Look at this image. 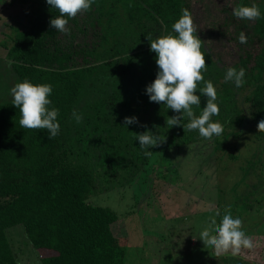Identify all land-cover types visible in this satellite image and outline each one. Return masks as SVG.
Segmentation results:
<instances>
[{"label": "trees", "instance_id": "1", "mask_svg": "<svg viewBox=\"0 0 264 264\" xmlns=\"http://www.w3.org/2000/svg\"><path fill=\"white\" fill-rule=\"evenodd\" d=\"M34 1L35 17L13 39L12 68L18 83L28 79L33 84L52 85L48 107L59 110L60 131L50 139L47 129L22 128L20 111L13 102L0 104V264H19L7 235V230L17 225L24 226L40 264H125V222L111 208L92 201L100 193L103 180L113 188L134 185L154 155L175 153L196 143L226 147L228 139L241 140L245 134L240 135L248 128L253 140L248 148L264 149V132L257 130L258 122L264 119V7L257 0H235L233 6L222 9L230 16L218 17L205 33L197 26L200 21L195 19L194 4L214 6L212 0H95L90 10L69 19L70 34H65L50 26V20L59 16L58 10L46 0ZM253 3L260 8V19L234 17V8ZM183 9L191 13L197 35L204 41V80L211 81L217 91L220 111L211 119L220 122L224 131L210 140L201 137L198 130L171 128L167 119L182 117V113L150 102L146 94L159 71L147 37L176 35L172 26ZM229 29L234 30L231 38L242 57L226 65L209 36L223 39ZM241 32L247 36L246 44L239 42ZM229 68L245 69L242 87L225 81ZM95 79L109 90L79 110L86 84ZM204 86L199 82L198 90ZM194 94L200 96V107L192 106L199 117L207 97L199 91ZM73 110L83 114L80 123L74 119ZM125 117H136L137 123L125 125ZM188 122L185 116L181 125ZM145 131L165 142L142 149L134 134ZM98 149L102 153L100 163ZM148 150L153 154L146 156ZM165 154L156 164L164 166ZM259 155L253 153L244 169L246 178L260 172ZM260 173L258 180L263 184L264 170ZM262 192L263 187L254 194ZM239 197L237 207L247 213L249 205L241 203L247 197ZM221 220L222 216L219 223ZM222 258L228 264L234 256ZM241 263L254 264L248 259Z\"/></svg>", "mask_w": 264, "mask_h": 264}, {"label": "rangeland", "instance_id": "2", "mask_svg": "<svg viewBox=\"0 0 264 264\" xmlns=\"http://www.w3.org/2000/svg\"><path fill=\"white\" fill-rule=\"evenodd\" d=\"M212 1L214 6L198 2L194 4L195 19L200 21L197 26L205 33L218 17L225 19L230 16L229 12L222 9L233 6L235 2ZM257 1H261L264 7L263 0ZM14 7V11H9L7 17L6 13L3 14L2 20L13 16L15 22H18L23 17L33 16L34 10L30 2ZM8 22L14 24L13 19H8ZM24 22L27 23V20ZM261 24L264 29V20ZM261 28L258 30L262 31ZM233 31L229 29L223 39H214L212 35H208L212 44H217L222 62L226 65L237 62L242 57L235 40L231 38V35H235ZM8 32L11 33V30L8 29ZM18 32L20 31L16 35ZM9 45L11 48L13 43L10 42ZM5 54L7 51L3 55ZM16 83L18 79L12 68L9 52L8 56L0 58V104L12 102L11 88ZM108 90L109 87L99 79L88 82L78 105L79 110H82L85 103L96 100ZM79 110L77 113H81ZM250 135L251 130L248 128L240 135L243 136L241 140L228 139L226 147L213 142L196 143L177 149L175 153L169 151L167 154H156L134 185L113 188L106 180L102 181L100 193L92 201L111 208L125 222L128 231L125 264H224L222 256L231 257V252L216 256L214 250L200 240V234L210 224L211 218L215 217L218 224L226 211L232 212L233 218L242 220V230L253 241L252 249L242 248L240 254L231 258L228 264H243L242 259H248L254 264H264V192L254 194L258 188H264V183L258 180V173L260 175L264 170V149L256 151L253 145L248 148L253 141ZM98 152L97 160L100 163L101 149ZM253 153L260 154V162L257 163L260 172L246 178L247 172L244 169L249 166ZM163 154L164 166L156 164ZM243 178L246 181L242 182ZM241 195L247 197V201L241 200V203L249 205L247 213L240 211L235 202L236 199L240 202ZM259 199L263 201L260 203ZM235 204V209L240 212L234 209ZM240 207L243 208L242 205ZM217 212L220 213L219 216H216ZM7 235L19 264H40L38 252L23 225L10 228Z\"/></svg>", "mask_w": 264, "mask_h": 264}, {"label": "clouds", "instance_id": "3", "mask_svg": "<svg viewBox=\"0 0 264 264\" xmlns=\"http://www.w3.org/2000/svg\"><path fill=\"white\" fill-rule=\"evenodd\" d=\"M51 8L59 12V16L50 20V26L61 33L70 34L67 27L69 19L75 18L78 13L90 10L95 0H46ZM234 17L255 21L261 18V11L257 4L251 6H238L233 9ZM67 17V18H65ZM173 32L176 35H160L150 41V49L156 54L155 63L158 66V73L155 80L146 88V94L150 102L163 103L169 109L179 115L168 118L166 123L172 127L182 126L188 131L198 130L199 135L206 139L223 134V125L212 121L213 116L219 115L217 104V91L211 81H205L202 71L207 70L205 51L202 50L204 41L197 35V27L188 9H183L181 17L173 24ZM241 44H246L247 36L241 32L239 37ZM245 69L229 68L224 77L225 81H233L237 88L242 87L246 82ZM203 82L204 87L198 90V83ZM53 88L51 84H33L28 79L16 83L11 88L12 102L19 109L21 119L19 124L27 129H47L49 138H55L60 131V124L57 120L59 110L49 109L52 101L49 99ZM199 91L207 97L206 106L202 114L197 117L192 106L200 107V96L195 95ZM77 123L83 118L82 113L73 110L72 113ZM187 116L189 122L181 125V120ZM137 123L136 117H125L124 124ZM258 132H264V119L257 124ZM142 149H150L165 142L161 141L158 135L151 131L141 134H134ZM151 151H145L150 156ZM220 213L217 212L216 216ZM242 220L233 218L230 211H226L219 224L215 217L211 218L210 224L201 232L200 240L205 246L211 247L216 256L231 252L233 256L240 254L241 249H252V238L242 230ZM214 233V234H213Z\"/></svg>", "mask_w": 264, "mask_h": 264}, {"label": "crops", "instance_id": "4", "mask_svg": "<svg viewBox=\"0 0 264 264\" xmlns=\"http://www.w3.org/2000/svg\"><path fill=\"white\" fill-rule=\"evenodd\" d=\"M27 2H30V4L33 6V16L31 18L23 17L21 21L15 22L13 16H9L8 19H13L14 24H10L8 22V19L2 20L3 14L8 13L9 11H14V6L19 5H26ZM36 2L34 0H0V58H3L5 56L9 55L10 48L9 43H13V39L15 38L17 31H24L26 29V26L29 25L30 21L35 17L36 13ZM23 10L24 7H21ZM8 14L6 15V17ZM27 20V23L24 22ZM4 22V24H2ZM18 24V25H16ZM8 29L11 30V33L8 32ZM14 45V43H13ZM7 51V54L3 55L4 52Z\"/></svg>", "mask_w": 264, "mask_h": 264}]
</instances>
